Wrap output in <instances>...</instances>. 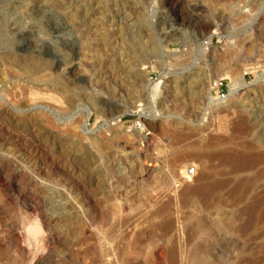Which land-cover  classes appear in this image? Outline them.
<instances>
[{"label":"rangeland","instance_id":"1","mask_svg":"<svg viewBox=\"0 0 264 264\" xmlns=\"http://www.w3.org/2000/svg\"><path fill=\"white\" fill-rule=\"evenodd\" d=\"M182 3L197 27L165 0H0V264H264V215L242 213L264 182L201 211L179 194L264 140V0Z\"/></svg>","mask_w":264,"mask_h":264},{"label":"bare ground","instance_id":"2","mask_svg":"<svg viewBox=\"0 0 264 264\" xmlns=\"http://www.w3.org/2000/svg\"><path fill=\"white\" fill-rule=\"evenodd\" d=\"M166 1V7H165V12L166 14L171 18V21L177 25V26H182V27H197L199 24V22L196 21V17H194L190 12L188 7H185L182 3V0H165ZM196 6V5H195ZM198 9V8H197ZM198 18V17H197ZM56 54V53H55ZM37 68V67H36ZM231 70V69H230ZM229 75V74H228ZM240 75V74H239ZM238 76V74H237ZM230 77V76H228ZM240 77L243 79L242 77V72ZM242 79L240 80V78L237 80L238 83H233L232 88L235 91H238L240 89L245 88V83L242 81ZM204 84V83H203ZM158 87L154 86L153 88V92L155 93V90ZM32 90V89H31ZM160 90V89H159ZM26 92V91H25ZM30 92V91H29ZM51 92V91H50ZM48 92V93H50ZM60 92V91H59ZM34 92L32 91L31 95ZM40 93V92H39ZM47 93V94H48ZM35 94L36 91H35ZM52 94H56V93H52ZM46 95V94H45ZM35 96V95H34ZM51 96V95H49ZM54 96V95H53ZM51 96V97H53ZM45 99L47 98L46 96ZM57 97V96H56ZM43 99V98H42ZM41 99V101H42ZM48 99V98H47ZM54 99V98H53ZM34 100H40V99H34ZM60 101V100H59ZM58 101V102H59ZM35 102V101H34ZM61 102V101H60ZM66 103V102H65ZM56 104V103H55ZM110 104V103H109ZM62 107V106H61ZM235 114V113H234ZM218 117V116H217ZM237 120L234 122L233 124V130L238 133V134H246V136H248V134L253 130V127H257L256 125L259 124V122L261 121V119L258 117V115H255L250 122H248V118L244 115L238 114L237 116ZM225 120V119H224ZM260 120V121H259ZM262 122V121H261ZM260 122V123H261ZM220 125V124H218ZM259 126V125H258ZM228 123L227 121H223V123L220 126V130L223 132H226L227 130H231L230 128L228 129ZM258 128V127H257ZM256 129V128H255ZM232 130V131H233ZM170 131V130H169ZM182 131V130H181ZM219 131V130H218ZM255 131V130H254ZM85 132V131H84ZM198 132V131H197ZM204 132V131H203ZM214 132V130H213ZM217 132V131H216ZM234 132V133H235ZM256 132V131H255ZM255 132H253L255 134ZM192 133V132H191ZM261 133V132H260ZM219 134V133H218ZM258 134V133H257ZM210 135V134H209ZM223 135V134H222ZM225 135V134H224ZM221 136V134L219 136H215V137H210L209 140V144L210 146H214V147H218L221 146L224 142H227L232 138L231 136L229 137H225ZM201 136V134H200ZM222 138H221V137ZM243 136V135H242ZM254 136V135H253ZM256 136V135H255ZM178 137V136H176ZM206 137V136H205ZM208 137V136H207ZM250 137V136H249ZM222 140H221V139ZM248 138V137H247ZM252 138V137H251ZM178 139V138H177ZM207 139V138H206ZM173 140V139H172ZM224 141V142H223ZM223 142V143H222ZM201 143V142H200ZM207 143V142H206ZM244 143V142H243ZM246 145L244 146L246 149L243 151L240 150H228V149H222V150H218L213 152V154L211 153L210 157L218 159L219 163L217 166L211 167L210 169L213 171H217L220 169H225L227 172L221 177H215L212 178V176H208L210 174H203L202 176H200V178H198L194 184L190 185L187 183V180H192L191 177L193 175V173H195V170L191 172L187 171V170H183L181 173L184 174L185 176L187 175V180L185 178V180L182 181V190H180L179 194L181 195L182 201L183 202H189L192 207V209H195L196 211H201L203 209H211L214 208L216 206H218L220 203L223 202V199L226 196V193L230 196V198L233 199V201L237 202L239 199H242V197L244 196V192L246 190L243 191L242 190V185L245 184L244 182L247 180H240L239 177L240 175L244 176L243 174H249L253 176L252 183H256V182H264V150H263V146H264V140H263V136H258L252 139H249L247 142H245ZM225 144V143H224ZM169 146V145H168ZM243 146V145H242ZM219 148V147H218ZM206 152V151H205ZM189 155V154H188ZM187 155V156H188ZM204 155V154H203ZM181 156V155H180ZM186 156V155H184ZM206 156V155H205ZM178 157V156H177ZM203 158V157H202ZM195 159V158H194ZM180 161V160H179ZM204 161V160H203ZM213 161V160H212ZM198 162V161H197ZM217 162V161H216ZM200 165V164H199ZM193 167V166H192ZM186 168V167H185ZM188 173H190V175H188ZM199 176V175H198ZM251 176V177H252ZM214 177V176H213ZM239 177V178H238ZM250 177V176H249ZM248 177V178H249ZM19 178V177H18ZM250 179V178H249ZM16 180V179H15ZM250 180V181H251ZM181 182V180H180ZM257 185V184H255ZM254 185V186H255ZM180 186V185H179ZM251 186V185H250ZM178 187V186H177ZM230 187V188H229ZM246 187V186H245ZM247 187H249L248 183H247ZM227 188H229L227 190ZM251 189V187H249ZM244 189V188H243ZM248 189V188H247ZM249 189V190H250ZM253 189V188H252ZM227 190V191H226ZM247 191V190H246ZM249 193V191H247ZM251 193V192H250ZM247 194V193H246ZM228 196V197H229ZM246 197V196H245ZM244 197V198H245ZM249 197V196H248ZM227 198V196H226ZM229 199V198H228ZM231 199V200H232ZM227 200V199H226ZM245 200V199H242ZM240 201V200H239ZM167 205V204H165ZM168 208V207H167ZM166 206H160L155 212H154V216H159L160 214H162V212L164 213L167 210ZM170 209V208H169ZM194 210V211H195ZM169 211V210H168ZM222 211V210H221ZM219 212V211H218ZM170 213V212H169ZM242 213H248V214H260V215H264V189L256 194L255 200L251 205H247L246 207H243L242 209ZM152 215V216H153ZM151 216V217H152ZM170 218V217H168ZM172 220V217H171ZM163 222V221H162ZM173 221L171 222L169 219L167 222H164L162 229H164L163 231L165 233H169L172 229V224ZM161 225V223H160ZM199 226V225H198ZM161 235V234H160ZM166 236V234H165ZM164 238V237H163ZM176 247V246H175ZM173 246V248H175ZM171 249V248H170ZM172 250V249H171ZM174 253L176 252V248L173 249ZM170 253H173L170 252ZM170 253L168 254V256H171ZM192 254V253H191ZM175 256V254H173ZM171 257H174V256ZM193 256V255H192ZM159 257L161 258L162 255L160 254ZM170 257V258H171ZM169 258V257H167ZM169 258V259H170ZM176 258V257H174ZM177 259V258H176ZM168 261V260H167ZM171 261V259H170ZM178 262V261H177ZM176 263V262H175ZM173 264V263H172Z\"/></svg>","mask_w":264,"mask_h":264},{"label":"built area","instance_id":"3","mask_svg":"<svg viewBox=\"0 0 264 264\" xmlns=\"http://www.w3.org/2000/svg\"><path fill=\"white\" fill-rule=\"evenodd\" d=\"M192 173V171H190Z\"/></svg>","mask_w":264,"mask_h":264}]
</instances>
